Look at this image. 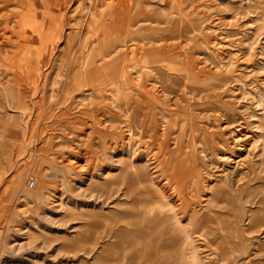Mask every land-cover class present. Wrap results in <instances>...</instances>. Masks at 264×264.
<instances>
[{
    "label": "rangeland",
    "instance_id": "obj_1",
    "mask_svg": "<svg viewBox=\"0 0 264 264\" xmlns=\"http://www.w3.org/2000/svg\"><path fill=\"white\" fill-rule=\"evenodd\" d=\"M161 48L224 84L209 90L210 107L232 123L216 111L193 121L195 110L180 121L177 99L157 91V68L182 80L186 71L157 62ZM157 96L179 120L168 137ZM263 106L264 0H0V264L143 262L125 226L133 208L137 223H156L151 197L120 172L141 162L157 182V129L171 150L184 142L177 164L193 169L195 197L218 186L235 198L208 202L224 230L199 240L206 264H264Z\"/></svg>",
    "mask_w": 264,
    "mask_h": 264
},
{
    "label": "bare ground",
    "instance_id": "obj_2",
    "mask_svg": "<svg viewBox=\"0 0 264 264\" xmlns=\"http://www.w3.org/2000/svg\"><path fill=\"white\" fill-rule=\"evenodd\" d=\"M170 51L162 48L157 49V54H159V56H157V62H162L165 67L169 68V70L183 71V69H185V80H182L180 76L165 73L162 69L159 70V68H157V91L165 95L167 99L169 98L168 96L177 99L176 106L178 117L182 111L195 110L198 111V113H193V116L195 117L192 118L193 121L198 119V116L201 114L203 116L201 115L199 118L210 120L211 118L213 119V117L208 116V112L216 111L221 113L225 118H228V123H232V121H230L231 115L228 111L220 109L219 106L210 107L211 98L213 97L209 93V90L214 86L223 87L224 84L217 83L216 80L215 82L209 80L211 73L208 71L203 73L205 76H199V71H195L188 65H185L184 67L183 61L175 60L170 54ZM190 93L194 96V99L199 96L198 99L200 101L195 100L196 102L194 103L193 99H187V94ZM184 101H186V103H183ZM167 107L166 104L159 101L157 96V121L159 120L158 118H160V120L166 121V125H170L168 129L163 132L161 131L162 136L164 135L168 137L171 131V124L175 123L174 121L179 120L177 117H169L170 115L166 111ZM262 110V121H259L261 123L260 125L258 124V129L261 126L264 128V106L261 107V111ZM179 118H182V115ZM180 121L185 120L182 118ZM216 125H218V123ZM197 131H199L198 128L194 127L192 129L193 141L196 140ZM260 138H262L261 142L263 141L262 150L264 153V136H261L260 134ZM237 139L235 140L236 142ZM165 140L166 139L158 138L157 129V142H160L161 148V155L159 156L157 163V182L155 181L156 179L154 176L148 172L147 166L143 163L137 162V164L129 165L127 162L125 163L123 161L124 166L121 169L120 178L128 181L131 186L140 185V187L144 188V192L141 193L151 197L150 200L146 201V205L148 207L147 209L151 210L153 213L152 220L156 222L151 226L145 225L144 223L139 224L136 219L139 211L137 212L133 208L128 213V226H125L128 246L129 248L138 247L140 249V255H142L141 257L145 260L144 262L139 263L138 259H130L129 262H131L130 264H206L202 255L205 247L202 246L203 243L199 240H208V234L224 230L222 224L224 215L216 212L213 207H210L208 202H211L214 207H219L220 203L224 201V198L231 204L234 202L235 198L231 197V189L218 186H215L210 196H205L206 198L202 197L203 199H200V197L198 199L195 197L192 193L193 191L191 192V188L193 189L194 186L189 183L190 181L188 182V174H192L193 169L189 166L184 167L177 164L179 161L178 158L182 156L184 142H180L174 150H171L169 149L167 142L164 143ZM186 147L187 146H185V148ZM162 177L164 182L160 185V178ZM112 179L111 182H106V184L118 183V180L116 178L114 179V176ZM184 181H186L185 184L180 185L181 182L184 183ZM170 185L172 187L174 186L171 193L179 195V203H176L174 196H171V194L167 192V188ZM178 185L179 187L182 186V188H176ZM131 186L129 187L130 190ZM188 191L192 194L190 195ZM139 203L140 199L138 197H133L131 204L138 205ZM185 216H188L189 218V226L182 223V219ZM238 217V215L232 217L233 219L230 224L232 233L238 228ZM250 220L253 221L254 219L251 217ZM155 230H157V234L154 236ZM219 238L220 237L217 236L216 239H213L212 244L217 245V243H221ZM208 242L210 241L208 240ZM234 244L235 242L230 240V248L233 247ZM217 246L220 247L221 245ZM232 249L233 251H231L234 252L235 248L233 247ZM222 255H224V251L222 252Z\"/></svg>",
    "mask_w": 264,
    "mask_h": 264
},
{
    "label": "crops",
    "instance_id": "obj_3",
    "mask_svg": "<svg viewBox=\"0 0 264 264\" xmlns=\"http://www.w3.org/2000/svg\"><path fill=\"white\" fill-rule=\"evenodd\" d=\"M111 248H113V249H116V248L119 249L118 245H116V244L109 245V246H107V248H105L107 254H108L107 251H108L109 249H111ZM102 256H103V257H102ZM141 256H142V255H141ZM100 257H101V258L99 259L100 261H102L103 259L106 260L107 255H101ZM130 259H133V260H134V259H137V257H135V256H134V257H132V256L129 257L128 260H127V262H126V264H130V263H131V262H129ZM144 261H145V260H143V262H144ZM103 262H105V261H103ZM139 263H142V262L139 261ZM150 264H151V263H150Z\"/></svg>",
    "mask_w": 264,
    "mask_h": 264
}]
</instances>
